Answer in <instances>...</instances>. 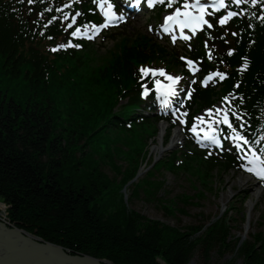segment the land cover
I'll list each match as a JSON object with an SVG mask.
<instances>
[{
	"label": "trees",
	"instance_id": "1",
	"mask_svg": "<svg viewBox=\"0 0 264 264\" xmlns=\"http://www.w3.org/2000/svg\"><path fill=\"white\" fill-rule=\"evenodd\" d=\"M250 57L251 67L244 81L246 106L258 115L264 113V24L256 33V45ZM56 60L69 65L71 71L58 74L54 65L46 63L45 55L28 45L16 26L0 12V74L9 80L23 82L22 95L0 91V201L7 206L9 221L45 243L112 264H157L158 260L166 264H185L188 237L182 233L164 240L152 225L120 227L102 220L97 209L105 205L96 204L104 194L100 179L106 178L117 197L128 181L125 177L120 181L119 173L113 182L102 170L94 175L88 163L83 166L75 162L78 157L84 159L92 142L105 151L111 145L112 149H119L131 166L129 169L124 165V173L133 179L139 162L146 156L139 153L146 148L149 139L141 133L143 126L134 123H130L129 128L125 126L131 119L130 104L116 111L120 99L128 97L131 103L134 95L124 89L130 85L127 66L120 67L121 62L111 59H101L90 65L85 58L73 53L61 55ZM114 71L118 73V80ZM109 77L116 82L110 83ZM80 89L98 93L101 100L96 102L98 106L86 111L92 103L85 101L78 106L81 111L73 115L69 113L71 109L64 107L62 127H57L56 100L81 103L86 98L78 96L82 92ZM71 148L76 151L69 155L66 150ZM93 163L99 167L98 162ZM200 163L203 173L209 174L215 168L212 169L211 163ZM166 166L161 163L158 169L156 165L152 169L161 171ZM172 167L169 163V168ZM221 167L225 171L226 166ZM77 177L84 181L83 184L75 183ZM214 178L211 175L209 182L200 181L204 189L202 194L207 191L210 194ZM151 183L156 184V196L162 192L166 195L163 182ZM216 224L196 229L208 231L205 239H215L217 243L227 240L220 228L221 219ZM195 231L189 229L192 235ZM251 239L254 242L241 249L243 264H264V236L259 233Z\"/></svg>",
	"mask_w": 264,
	"mask_h": 264
},
{
	"label": "rangeland",
	"instance_id": "2",
	"mask_svg": "<svg viewBox=\"0 0 264 264\" xmlns=\"http://www.w3.org/2000/svg\"><path fill=\"white\" fill-rule=\"evenodd\" d=\"M132 27L136 28V26L133 25ZM98 43H100V41H98ZM104 44H106L105 47H110L109 45L111 42L108 41ZM0 87V91L5 93L8 92L9 95L11 94L13 96L22 95L23 92L22 81L9 80L2 74H0ZM80 90L82 92L78 93V96L86 98L82 99L81 103L64 101L63 103H60L56 100L54 105L55 109H58L57 121L59 124L57 127H62L61 122L64 113L66 112L64 107L71 109V111H68L73 115L77 111H81L78 106L83 105L85 101H91L92 103L90 108H87L86 111H89L90 109L93 111L98 106V103L96 102L101 101L99 100L98 93L89 92L87 89H83L84 91L82 89ZM76 116H78V114ZM161 129L162 126L159 124L155 142L152 143L147 150H139L140 154H147L148 157V159L146 157V160L142 159L139 164L140 169L138 168L136 175L138 178L137 182L143 181V184H141L139 188H137L136 185L132 187V184L125 187L123 186L121 190L118 191L120 194L118 197L120 196L121 201L115 196V192L110 186L111 184L108 186L106 178L100 179L102 180L101 186L104 188L102 191L104 194L97 199L96 204L98 206L100 204L105 206L102 209H97L99 217L110 224L118 225L120 227L126 225H152L155 228L156 233H159L164 240L169 239L177 233H182L184 237H188L185 242L189 248L187 255L188 259L185 264H243L241 259L242 245L250 240V236L253 233H260L264 236V192L261 190L258 197L254 198L253 205L250 206L248 200L252 199V194H249L246 189L240 190L238 187H233L231 189V185L229 184L228 178H232L235 182L239 180L240 177L237 173L229 172L223 176H219L215 185H213L211 193L203 197L199 193V190L203 188L200 181L203 179L206 182L207 178H204L197 173L196 176H199L200 178H194L180 169H175L176 171L174 170V173L162 170L155 173L153 177L149 174L147 175L148 169L151 170L150 167H148L151 162H157V165L160 166V161L163 158L170 156V153L173 152L171 148L169 149L168 144L166 146L164 145L165 143L162 141V136H165L166 131L162 132ZM174 134H176V131H173L172 135L170 134V143ZM157 147H159L161 151L158 155L151 152V148ZM93 148L95 149L92 150V147H90V151L88 154H85L84 159L78 157L75 162H78L83 166H86V164H89L90 162H98L99 170H102L111 181L114 182V179L118 177L119 173L122 176L120 181H122L126 175L123 174L125 172V166L122 164L124 157L120 155L121 153L112 149L111 145H109L107 151L101 150L98 146L94 145ZM66 151L69 155H72L76 150L71 148L69 151L68 149ZM128 151L131 152V149ZM76 153L79 155L78 151ZM88 156H90L89 159ZM98 157L101 158L100 161L97 160ZM118 164L121 165L120 169ZM157 168L158 167L156 166L155 169ZM145 171H147L146 174H144ZM153 173L154 172L152 171L150 174ZM160 178L165 180L164 186L166 193L170 194L169 198H161L166 202L165 207H161L153 198L156 193V185L152 186L147 184L148 181L157 183L158 180L161 181ZM74 180L77 181L75 183L79 184H83L84 182L82 179H78V177L74 178ZM249 180L253 185L256 184L253 180ZM256 185L260 187L258 184ZM243 199L247 200L244 201ZM112 200H115L116 203L114 204ZM123 201H126L127 204ZM228 209H231L229 214L227 213ZM178 211H181L182 213ZM167 212H170L169 215ZM173 212L175 213L173 214ZM122 217L128 220L124 221ZM217 217L221 219L220 228L224 230V235L228 237L227 240L223 241V239L218 243L215 239H205V236H209L208 231L207 233H202V231H197L196 229L199 226H208L207 220L211 219L214 221ZM248 221L249 227L247 226ZM241 223L243 224L241 225ZM0 224H3L7 229L15 230L23 237L27 238L32 236L37 244L45 243L40 237L32 232L11 223L7 215V206L1 201ZM216 226L218 227V224H216ZM190 228L196 230L193 235L189 232ZM245 230H247L246 233L243 232ZM189 234L191 236H189ZM208 240L210 242L209 244L206 243ZM61 250L64 254L73 257L82 256L95 259L86 255L72 253L62 248ZM100 261H103V264H112L105 260ZM157 264L166 263L162 260H158Z\"/></svg>",
	"mask_w": 264,
	"mask_h": 264
},
{
	"label": "snow or ice",
	"instance_id": "3",
	"mask_svg": "<svg viewBox=\"0 0 264 264\" xmlns=\"http://www.w3.org/2000/svg\"><path fill=\"white\" fill-rule=\"evenodd\" d=\"M233 3L239 5L242 3V0H232ZM28 3H32V0H28ZM252 3L255 4L256 0H252ZM148 4L151 7L152 6V0H148ZM219 7L223 8L225 7V0H218V5H213V7ZM101 11L104 14L105 20L102 27H107L108 24L115 19H118L116 17V14L112 11L114 8V5L111 2L107 3V8L104 6L103 0H101L100 3ZM195 11H192V10ZM207 8L204 4L200 3V0H196L195 3L189 4L187 2L183 5V11L180 7H177L175 9L174 14L167 16L166 22H174L179 25V27L183 30L184 28H190L193 33L196 32L197 28L203 27L204 25H207L208 28H212L214 25L208 20L205 19ZM236 13L234 12H227L226 15H221L218 19V23L220 25H225L230 18L235 16ZM51 23V21H49ZM96 27V26H94ZM79 29H76L74 32L71 33L72 36H77L79 34ZM183 35V33H182ZM235 35V33H233ZM184 39H189L188 36H183ZM175 39V38H174ZM71 46V41H69L67 44H61L57 47L52 48V51L55 52L59 48H66ZM76 47H80L79 44L75 45ZM229 55H231V50H229ZM183 59V58H182ZM193 62L188 61V64L191 65ZM247 59H245L244 67H247ZM139 72L141 74V78L148 76L151 74L153 77L159 75L163 76L169 83L164 84L161 82V80L156 79L155 80V92L158 97H164V99L161 101L163 105L168 104L169 97H175L177 95V89L176 85L178 84L179 80L181 79L179 76H173L166 74L164 69H151L147 67H141L139 69ZM215 75H218L221 79L224 78L223 73H216ZM210 78V77H209ZM142 87H144L142 85ZM143 95L147 97L149 95V88L144 87ZM228 97H224L225 101H228ZM187 115L186 113L184 114ZM233 115H236L233 113ZM206 116L208 119H205V115H201L194 118V122L191 125L190 131L199 136L200 132L204 133V139H209L211 142L217 146H221L220 140L215 135L216 129L213 127L215 123H223L227 126V128L230 130L231 135L228 137L232 144L235 146L236 149L241 148V144L248 145L249 141L244 136L241 135L235 127H233V124L229 120V113L222 109H208L206 110ZM179 122L181 124H185L186 120L183 118H178ZM237 119H240L239 116H237ZM207 124V128L203 127V125ZM242 127V125H241ZM209 133H213L212 135H209ZM248 151L251 153L250 156L246 155L245 158L248 160V166L245 167V170L254 176H256L259 180L264 181V157L258 156L255 151H253L251 148L248 149Z\"/></svg>",
	"mask_w": 264,
	"mask_h": 264
},
{
	"label": "water",
	"instance_id": "4",
	"mask_svg": "<svg viewBox=\"0 0 264 264\" xmlns=\"http://www.w3.org/2000/svg\"><path fill=\"white\" fill-rule=\"evenodd\" d=\"M0 264H98L85 257H69L60 247L23 237L0 224Z\"/></svg>",
	"mask_w": 264,
	"mask_h": 264
},
{
	"label": "bare ground",
	"instance_id": "5",
	"mask_svg": "<svg viewBox=\"0 0 264 264\" xmlns=\"http://www.w3.org/2000/svg\"><path fill=\"white\" fill-rule=\"evenodd\" d=\"M165 128V127H164ZM174 131H176V130H174ZM179 134L178 133H176V134H174L173 136H172V139H171V143L167 140V143H165L164 145L166 146L167 144H168V147H169V149L171 148V150L173 151V152H171L170 154V156H168V158L170 159V160H176V159H179V158H181L182 160H192V161H195L196 159L195 158H193V157H189V156H187V155H185V153L187 152V150L189 149V147L187 146V145H184V144H179L178 142L180 141V139H179ZM96 139H98L99 137H95ZM87 141L89 142V141H91V138H87ZM162 141H164V136H162ZM91 145H92V150H94L95 148H93V145L95 146V143L94 142H92V143H90ZM178 148H177V147ZM180 148V149H179ZM102 149H105V148H102ZM119 150V149H118ZM117 150V151H118ZM120 152V151H119ZM151 152L152 153H154V154H156V155H158V154H160L161 153V151H160V148L159 147H157V148H151ZM124 153H126V151L124 152ZM129 155H131V154H129ZM142 159H145V157H143ZM142 159H141V161H142ZM97 160L98 161H100L101 160V158L100 157H98L97 158ZM124 161H123V163H122V161H121V163L123 164V165H126L129 169L131 168V166L130 165H127V162H126V160L125 159H123ZM87 167H90V168H92L91 169V173H94V175H97L98 174V172H99V167H98V165H97V163H93V162H90L89 164H87ZM121 168V166H119V169ZM123 174H125V173H123ZM126 175V174H125ZM240 178H239V180L237 181V182H235L234 180H232V178H228V181H229V184L231 185V189L234 187H238L240 190H242V189H246V191L247 192H249V194H252V199H249L248 200V203L250 204V206H252L253 205V200H254V198H256V197H258V194H259V192H261V190L264 192V186H261V185H259L260 187H262V188H260V187H258L255 183V185H253L252 183H250L249 181V179L246 177L245 178V176H242V175H238ZM125 179H126V181H128V182H126V184L125 185H129V182L130 181H133V179L132 178H130L129 176H125ZM220 179V178H219ZM222 179V178H221ZM264 194V193H263ZM121 200V199H120ZM244 201H246L247 199H243ZM122 201V200H121ZM124 203H126V201H123ZM264 203V202H263ZM127 204V203H126ZM232 206V205H231ZM263 206H264V204H263ZM178 212H180V213H182L181 211H178ZM231 212V209H228V211H227V213L229 214ZM263 212H264V210H263ZM169 213L170 212H167V214L169 215ZM175 212H173V214H174ZM240 213H242V212H240ZM172 214V215H173ZM217 220H220V218H215V220L214 221H212L211 219L210 220H207V223H208V225L209 224H213V225H215L216 224V221ZM243 223H241V225H242ZM247 226L249 227V221H248V223H247ZM261 227H263V226H261ZM6 228V227H5ZM7 229V228H6ZM243 232H247V230H245V231H243ZM202 233H204V232H202ZM258 234H255V233H253V234H251V236H250V240L249 241H246L243 245H242V248H243V246L245 245V244H252L254 241H252V239H251V237L252 236H254V237H256ZM32 237V236H31ZM31 237H27L28 239H30V240H32V241H34L33 240V237L31 238ZM35 242V241H34ZM229 242V241H228ZM35 243H37V242H35ZM65 255H67V254H65ZM67 256H69V257H73V256H70V255H67ZM80 257H82V256H80ZM79 258V257H78ZM86 258V257H85ZM88 259H90V258H88ZM90 260H93V261H96L98 264H103L104 262L103 261H100V260H95V259H90ZM103 262V263H102Z\"/></svg>",
	"mask_w": 264,
	"mask_h": 264
}]
</instances>
